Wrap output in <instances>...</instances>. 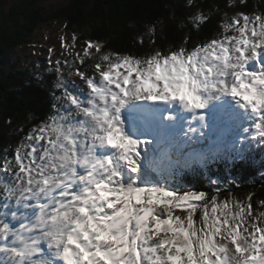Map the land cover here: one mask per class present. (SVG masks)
Listing matches in <instances>:
<instances>
[{
	"label": "snow or ice",
	"instance_id": "1",
	"mask_svg": "<svg viewBox=\"0 0 264 264\" xmlns=\"http://www.w3.org/2000/svg\"><path fill=\"white\" fill-rule=\"evenodd\" d=\"M247 8L227 0L193 42L197 10L166 48L146 26L140 53L60 37L50 110L0 155V264H264V200L232 188L264 157V12ZM197 170L206 187L183 179Z\"/></svg>",
	"mask_w": 264,
	"mask_h": 264
},
{
	"label": "trees",
	"instance_id": "2",
	"mask_svg": "<svg viewBox=\"0 0 264 264\" xmlns=\"http://www.w3.org/2000/svg\"><path fill=\"white\" fill-rule=\"evenodd\" d=\"M40 1L21 0L12 7V25L0 26V60L26 42L27 36L40 23L61 20L69 31L83 30L81 39L91 37L100 40L116 51L140 53L148 50L146 26H155L156 45L166 48L178 44L185 32L187 18L195 11L204 12L210 23L199 33L192 31V41L203 40L217 27L227 0H194L196 8L188 7V0H69L65 5L43 14ZM246 11L264 12V0H247ZM0 25L1 22H0ZM143 36L145 46L137 43ZM0 64V155L5 149L9 155L20 142L19 128L25 132L38 118L45 115L52 103L55 75L42 74L38 77L26 70H15L2 75ZM257 157L254 165L241 164L235 167L237 184L232 185L234 195L244 199L252 194L254 206L264 200V176L258 168ZM218 175H227L229 169L223 162L212 169ZM186 183L196 187H206L205 174L191 171L184 175Z\"/></svg>",
	"mask_w": 264,
	"mask_h": 264
},
{
	"label": "rangeland",
	"instance_id": "3",
	"mask_svg": "<svg viewBox=\"0 0 264 264\" xmlns=\"http://www.w3.org/2000/svg\"><path fill=\"white\" fill-rule=\"evenodd\" d=\"M21 0H0V26H11L12 25V7L15 4H20ZM69 0H43L40 1L41 12L45 15L57 8L65 5ZM79 31H69L65 27L63 21H48L40 23L37 28L29 34L26 38V42L21 44L17 49L13 50L12 53L8 54L5 58L0 60L2 65V75L9 74L15 70L20 71L26 70L30 74L38 77L46 73H55V62L60 60L63 62L65 59L64 49L61 48L60 37L64 36L68 44L72 43V36L75 34L79 37L77 42V50L81 48V33ZM49 48L53 49L50 56ZM51 60V65L49 64ZM91 71V69H90ZM67 75V73H65ZM8 76H11L9 74ZM54 76V77H55ZM260 173V172H259ZM261 175V174H260Z\"/></svg>",
	"mask_w": 264,
	"mask_h": 264
}]
</instances>
